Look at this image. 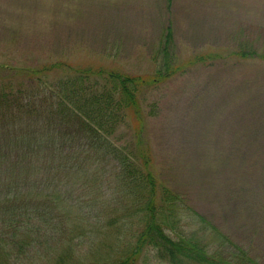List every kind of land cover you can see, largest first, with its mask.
<instances>
[{"label":"rangeland","instance_id":"rangeland-1","mask_svg":"<svg viewBox=\"0 0 264 264\" xmlns=\"http://www.w3.org/2000/svg\"><path fill=\"white\" fill-rule=\"evenodd\" d=\"M169 25L182 61L199 57L208 62L141 98V139L151 168L191 207L177 229L197 230L201 216L208 222L204 244L215 246L210 234L217 231L264 264V0H0V63L29 68L62 62L76 69L151 77ZM132 127L119 131L118 147L136 145ZM81 151L68 147L61 159L54 157L48 164L53 187L70 193L78 206L70 229L88 215L92 207L85 208V203L97 192L85 154L69 158ZM115 167L108 158L89 168L116 183ZM110 211L108 225L115 229L105 223L100 244L91 245V225L84 222L82 234L66 236L61 230L58 238L35 239L31 258L38 253L35 264H54L72 236L77 245L72 255L79 264L120 260L142 229L141 217L130 220L125 212ZM103 218L104 212L97 226ZM168 233L176 238L175 231ZM138 264L168 262L149 250Z\"/></svg>","mask_w":264,"mask_h":264},{"label":"trees","instance_id":"trees-1","mask_svg":"<svg viewBox=\"0 0 264 264\" xmlns=\"http://www.w3.org/2000/svg\"><path fill=\"white\" fill-rule=\"evenodd\" d=\"M165 32L155 59L159 66L151 77L103 68L76 69L62 62L29 68L0 63V264H35L39 256L31 258L35 239L58 238L61 230L66 236L73 231L82 234L85 224L91 225V245L100 244L104 224L110 231L115 229L108 225L110 210L125 212L130 220L140 215L142 229L121 259L109 264H138L149 250L168 264H258L248 248L237 243L231 246L217 231L210 234L215 246L204 244L207 221L198 214L197 230L177 229L191 207L185 196L160 182L151 168L141 139V98L158 84L208 62L199 57L182 61L176 53L172 25ZM131 123L136 145L118 147L119 131L131 130ZM68 147L82 148V154L69 158L77 160L85 154V167L97 184L93 205L92 199L85 203V208L92 207L90 212L81 217L82 222H74L78 226L73 229L71 215L78 206L70 193L53 187L56 181L50 173L52 165H48ZM108 158L116 166V183L89 168ZM57 169L60 171L61 164ZM105 190L111 193L107 198ZM103 212V223L97 226ZM168 230L175 231L176 238ZM76 246L69 237L63 257L55 256L53 263L79 264L72 255Z\"/></svg>","mask_w":264,"mask_h":264}]
</instances>
